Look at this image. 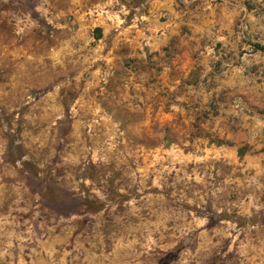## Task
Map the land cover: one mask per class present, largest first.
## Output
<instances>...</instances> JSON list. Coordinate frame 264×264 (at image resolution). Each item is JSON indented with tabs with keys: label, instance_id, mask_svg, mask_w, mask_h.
<instances>
[{
	"label": "rangeland",
	"instance_id": "obj_1",
	"mask_svg": "<svg viewBox=\"0 0 264 264\" xmlns=\"http://www.w3.org/2000/svg\"><path fill=\"white\" fill-rule=\"evenodd\" d=\"M262 47L264 0H0V264H264Z\"/></svg>",
	"mask_w": 264,
	"mask_h": 264
},
{
	"label": "crops",
	"instance_id": "obj_2",
	"mask_svg": "<svg viewBox=\"0 0 264 264\" xmlns=\"http://www.w3.org/2000/svg\"><path fill=\"white\" fill-rule=\"evenodd\" d=\"M128 28L120 29L116 34H112L108 41H111L109 44V56L113 58L112 63L117 66L120 64L122 56L118 51L119 48H128L134 46V42L137 41L140 44H144V41L140 39V35H134L128 33ZM106 34V31H103ZM102 38H99V40ZM136 46V45H135Z\"/></svg>",
	"mask_w": 264,
	"mask_h": 264
},
{
	"label": "trees",
	"instance_id": "obj_3",
	"mask_svg": "<svg viewBox=\"0 0 264 264\" xmlns=\"http://www.w3.org/2000/svg\"><path fill=\"white\" fill-rule=\"evenodd\" d=\"M264 49V47H262Z\"/></svg>",
	"mask_w": 264,
	"mask_h": 264
}]
</instances>
